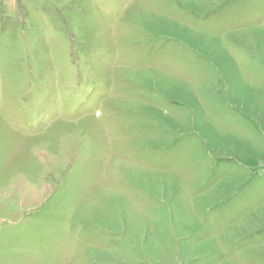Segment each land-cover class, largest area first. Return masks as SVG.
Instances as JSON below:
<instances>
[{
	"label": "rangeland",
	"instance_id": "obj_1",
	"mask_svg": "<svg viewBox=\"0 0 264 264\" xmlns=\"http://www.w3.org/2000/svg\"><path fill=\"white\" fill-rule=\"evenodd\" d=\"M0 264H264V0H0Z\"/></svg>",
	"mask_w": 264,
	"mask_h": 264
},
{
	"label": "bare ground",
	"instance_id": "obj_2",
	"mask_svg": "<svg viewBox=\"0 0 264 264\" xmlns=\"http://www.w3.org/2000/svg\"><path fill=\"white\" fill-rule=\"evenodd\" d=\"M62 123H63V122H62ZM63 124H65V123H63ZM8 133L11 134V135H13V134L16 135L15 133H12L11 131H8ZM14 135H13V136H14ZM14 137H19V136L16 135V136H14Z\"/></svg>",
	"mask_w": 264,
	"mask_h": 264
}]
</instances>
